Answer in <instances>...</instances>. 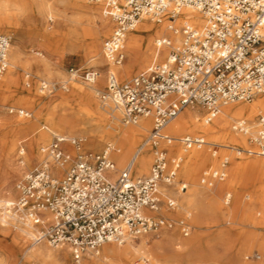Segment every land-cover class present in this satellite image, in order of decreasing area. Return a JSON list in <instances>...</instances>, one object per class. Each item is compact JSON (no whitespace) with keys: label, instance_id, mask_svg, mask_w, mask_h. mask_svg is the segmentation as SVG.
Returning <instances> with one entry per match:
<instances>
[{"label":"built area","instance_id":"2783aa9c","mask_svg":"<svg viewBox=\"0 0 264 264\" xmlns=\"http://www.w3.org/2000/svg\"><path fill=\"white\" fill-rule=\"evenodd\" d=\"M101 5L102 13L114 21L110 35L102 43L107 71L102 99H108L120 112L123 124L136 125L149 117L151 129L139 148L154 146L149 173L131 175L133 159L117 170L108 144L101 152L84 158L72 157L64 144L75 148L81 139L55 134L52 141L40 147L47 159L27 172L18 182L19 196L13 204L35 228L32 244L46 242L51 246L66 245L72 264H83L85 252L100 253L105 242L124 244L141 235L157 234L164 228H177L182 236L191 232L189 215L177 220L164 211L177 208V200L167 188L178 192L187 183L177 179L181 157L171 155L169 147L182 150L208 147L218 164L202 173L200 182L212 188L227 175L229 156H217L220 147L196 134L174 136L167 125L186 106L204 109L203 120L210 122L221 104L233 101L249 103L264 96V0H88ZM190 6L201 13L199 25L190 22L174 24L177 11ZM166 14L169 28L179 34V42L157 39L156 46L168 51L159 62L127 82L119 81L112 67L124 59L126 35L142 15L160 21ZM10 38L0 35V75L8 66ZM70 67L63 84L41 82V92L66 89L80 77L93 84L99 71L93 67ZM9 113L29 118L23 108H7ZM232 129L247 135L248 146L232 147L237 155L264 157V115L257 114L254 132L247 120L233 123ZM164 145V146H161ZM226 148V147H225ZM228 203L229 196L224 199Z\"/></svg>","mask_w":264,"mask_h":264},{"label":"bare ground","instance_id":"6f19581e","mask_svg":"<svg viewBox=\"0 0 264 264\" xmlns=\"http://www.w3.org/2000/svg\"><path fill=\"white\" fill-rule=\"evenodd\" d=\"M68 1L78 6L79 11L83 12L88 18L85 24L80 26L78 39L81 43L87 46V51L90 55H92L91 57H94L98 54L101 39L112 27L114 21L102 13L99 16L100 23L94 22L91 20V16L98 13L97 7L94 9L85 8L84 3L86 1L89 2L88 0ZM2 4L5 12L9 14L13 13L11 15L17 16V24L15 25L16 27L23 25L21 22H23L22 20L24 18H26L30 23V18H32V15L28 1L2 0ZM95 4L101 9L100 4ZM38 5L41 11H44L49 7V4L44 0L38 3ZM201 16L202 15L197 10L190 6L182 7L177 11V15L175 16V28L184 22H190L192 24L199 25L203 21ZM110 19L113 22H111ZM170 25L171 22H169V18L166 14L161 17L160 21H157L156 18L151 16L142 15L136 26L127 33L125 38L124 51L128 58L127 62L123 64V59L119 65L112 67L113 71L117 72H115L117 76L119 74V77L129 78L136 65L140 64V66H144L149 62L153 63L162 59L165 55V48L167 47L165 45L157 47V39L168 38L172 43L175 44L179 42V34L172 31L169 28ZM1 33L2 32L0 31V35H3ZM70 34L66 35L68 36ZM51 37V34L45 35L42 37V39L43 41L50 44L49 39H51ZM15 44L13 42L12 44L9 43V47H12V55L9 59L7 50L6 57L8 66L0 75V92L15 93V91H17V71L25 70L24 76L27 78L30 76V74L27 73L28 70L32 69L34 78L33 82L37 83L39 80L43 79L41 78L43 76L42 67H48L45 64L47 59H25ZM101 78L102 75L99 71V78L93 84H86L87 86L95 85L90 89H84L81 87V85L76 82V79L70 81L69 84H71L67 86L66 91L72 90V92L54 96L46 103H39L40 109H46V115L43 117L36 115L35 121L32 122L30 126L33 129L36 139H43L45 136L56 133L55 131L61 132L60 135H64L66 137L74 135L77 131H83L86 137L99 139L100 141H106L110 145L115 143L116 146L113 145V147L116 149V151L112 154V158L115 163L117 165H122L127 159L128 155L132 153L130 154L128 160L129 162L134 158L131 175L133 172L135 176L139 177L149 171L148 168L151 163V156L154 146L149 143L145 144L141 148H139L140 145H138L135 149H133L132 146L146 132H149V129L151 128L150 118H141L136 125L124 124L126 127L119 125V119L121 121L120 112L114 108L113 103L108 99H102V103L99 105V102H97V98L94 95V93H100L96 83ZM129 80L130 79H127L121 82H127ZM41 82L46 81L44 80ZM64 82L65 81H62L61 84ZM26 84H28L29 87L31 86L29 80H27ZM254 97L255 100L252 104H221L218 114L208 123H205L203 119L200 121V114L198 111L189 108L192 106H186L174 118V120H172L167 125V131L173 135L183 133L200 134L205 137L207 142L225 146L228 151H230L234 143L241 144L243 142L242 135L244 134L239 132H237L239 134L228 132L227 127L229 126V123L231 121L236 122L238 120L251 119L258 112H264V97L258 94H256ZM24 101L28 100L25 99ZM107 116L110 117V119H108ZM40 121L43 122L39 124ZM13 142V139H11L7 149V159L4 162V166L8 173L5 183L0 188V233L7 238H11L16 243L18 240V243L21 244L22 247L28 248L25 242L27 241V237L31 238L34 235L35 228L26 220L23 212L18 207L16 208L13 205L15 202L10 199L13 189L12 180L13 177L22 175L24 170L28 166H31L32 163L39 164L45 154L33 152L31 149L32 143H29V151L25 155V163L19 164L18 161L16 163L13 157ZM64 146L72 157H83V149L81 146L75 148L74 146H70L67 143H65ZM169 151H177L181 157V173H185L186 166L190 163H197L199 161L206 163V161L209 159L207 152L202 148H192L185 151L179 149L175 145H172L169 147ZM22 153H24V150H21V154ZM47 159L50 158L47 157ZM249 163L251 162L248 161L242 164L239 161H231V167L226 168V178L213 186V188L228 186L229 190L224 193L223 198L225 199V196L228 195L230 200L231 196H233V206L235 207H238L239 193L237 190L230 189V187L233 185L236 187L237 183V179L235 178L233 172L234 170L246 166ZM255 163L257 162L254 161V164ZM179 172L180 171H178V173ZM189 186H191L190 195H186V191H184L182 194H185V196L178 195L176 200L178 208L182 211H187V213L190 215V221H192L194 226L197 228V232H195L191 238L182 239L178 237L175 231L173 232L172 229L164 228L163 237L159 240H155L151 244H148L147 241L143 239L146 234L139 237L141 238V242L137 245H134V243L130 241L132 239H128L124 245H119L113 242L103 243L102 247L105 252V258H113L116 264H131L133 257L137 255L138 259H141L144 262L148 261L150 264H173V262L176 264H185L193 260L195 257L201 258L202 260L212 259L217 246L229 247L228 242L232 237L230 231L215 225L217 219L225 213L222 211L223 208L221 209V207L217 205L213 199L209 200L202 198V200L198 203L197 198L199 188L203 186H201L198 182H189ZM190 210H193L194 212L193 217L192 213L189 212ZM243 210L245 212L242 211L243 213H241L238 217V221L241 223L249 221V215L248 212H246L247 209L243 208ZM205 222H211L212 224L210 226L204 227L203 223ZM257 226V223L254 222V227L256 228ZM213 228H217L218 230L212 233H204L205 231L213 230ZM39 244H42V242L38 243L37 245ZM122 245L123 247L120 248L119 246ZM62 246L64 245H61L60 247ZM62 249H64V254H67L68 251L70 252L68 246ZM35 254V256H39V258L56 256L55 259H57V256H61L59 253L44 247L43 245H40L37 248ZM86 257L87 259H85ZM84 259V264H108L106 260L98 258V255L92 252H85ZM45 263L46 262L43 261L42 264ZM0 264H5L4 256H1V254ZM21 264L34 263L32 260L26 257L23 259Z\"/></svg>","mask_w":264,"mask_h":264},{"label":"rangeland","instance_id":"374dc122","mask_svg":"<svg viewBox=\"0 0 264 264\" xmlns=\"http://www.w3.org/2000/svg\"><path fill=\"white\" fill-rule=\"evenodd\" d=\"M26 1H28L29 6L31 8L32 18H30V23L26 18H24L22 20L23 22H21L23 25L16 27L15 25L17 24V16L11 15L13 13L9 14L5 12V10L3 9L2 0H0V31L2 32L1 34L7 35L10 38V44H12V42L14 44L16 43L15 45H17V48L19 49L20 53L25 59L27 60L47 59L45 64L48 67L46 68L42 67L43 76L41 78L43 79L39 80L37 83L33 82L34 78H33L32 69L28 70L27 73L30 74V76L27 78L24 76L25 70L17 71L18 73L17 91H15V93L0 92V188L5 183L6 176L8 173L7 169L4 166V162L7 159V153H8L7 149L11 139H13L14 141L13 157L16 163L18 161L19 164L20 163L23 164L25 163V155L29 151V143H32L31 149L33 152L44 154L40 151V147L49 144L52 141V138L55 134H61V132L55 131L56 133L45 136L43 139H36L33 133V129L30 126V124L35 121L36 115L42 117L46 115L47 112L46 109L43 110L40 109L39 103L41 104L46 103L47 101H49V99H51L54 96L61 94H68L72 92V90L66 91V89H61V88L52 92H48V91L41 92V88H40L41 81L45 80L46 82L49 83L61 84L62 81L68 80L69 77L67 71L70 67L79 69L78 71L79 73H81L82 69L84 68L93 67L95 69H98L102 75V78L96 83L97 84L96 86H98L100 93L98 94L94 93L95 97L97 98V102H99V105L102 103L101 91L103 90L104 87V76L108 69L106 66V60L102 53V43L105 40V38H107L110 35L114 26V22L110 19L111 22H113V25L101 39L98 54L95 55L94 57H91L92 55H90L87 51L88 50L87 46L81 43L80 40L78 39V34L80 33V26L82 24H85V22L88 20L87 16H85L83 12L79 11L78 6L72 4L68 0H44L49 4V7L44 11H41L38 3H40L43 0H39V1L26 0ZM84 6L85 8H91V9L97 7L98 13L92 15L91 20L100 23L99 16L100 14H102V9H100V7H98L93 2L86 1L84 3ZM34 7L36 10L34 9ZM74 23L76 25L78 24L79 25L76 26ZM68 31L69 32L71 31L70 32L71 34ZM50 34L52 37L51 39H49L50 44H48L47 42L43 41L42 37ZM66 34H70V35L67 36ZM11 51H12V47L10 46L8 48L9 59L11 58L12 55ZM167 51L168 48H165V53ZM127 59L128 58L124 51V61L122 63L125 64V62H127ZM159 61H161V59L157 60L156 62ZM150 64L151 63L149 62L144 66H140V64L136 65L129 79H131L138 73L145 70L147 66H150ZM118 78L120 79V81L128 79V78L119 77V74H118ZM27 80H29L31 83L30 87L28 86V84H26ZM76 82H78L79 85H81V87H83L84 89H90L95 86V85L87 86L86 85L87 83L84 84V82L81 80L80 77L76 78ZM25 99H27L28 101H24ZM254 100L255 97H253V100L249 103L243 101H234L228 103L227 105L237 104V103L252 104ZM8 107L23 108L28 112H30V117L24 118V117H19L15 113H9L7 110ZM191 109L198 111V113L200 114V121H202L204 109L201 108L200 106H194ZM258 113L264 115V112H258ZM257 114H255L251 119H247V123L250 128V133L254 132L257 122ZM108 119H110V117H108ZM42 122L43 121H40L39 124H41ZM234 122L235 121L233 122L231 121L229 123V126L227 127V131L233 134L234 133L239 134L232 129V123ZM118 123L122 127H126V125H124L120 121V119ZM148 133L149 132H146L142 137H140L139 140H137V142H135V144L132 146V148L135 149L138 145H140L141 142L146 138ZM183 134H187V133H183ZM183 134H178V135H183ZM178 135H174V136H178ZM192 135H196V134H192ZM70 136L81 139L80 146L83 149L82 152L83 158L89 153L95 154L101 152L108 145L106 141H100L99 139H92L86 137L83 131H77L74 135H70ZM242 136H243V142L241 144L234 143L232 147L245 148L248 146L247 135H242ZM113 145L116 146L115 143ZM178 148L181 149L180 147ZM202 149H205V151L209 156V159L206 161V163L202 161H199L197 163H190L189 165L186 166L185 173H181L182 167L180 169L179 166L177 170V179L185 183L188 182L186 195H190L191 193L190 190L191 186H189V182H198L201 186H203L199 188L197 202L199 203L202 200V198L209 200L213 199L215 203L221 207V209L223 208L222 211H224L225 213L217 219L215 225L220 228H225L229 230L232 237L228 242L229 247L217 246L215 248L214 256L212 259L202 260L201 258L195 257L193 260L185 264H264V221H263L264 220V157L237 155L231 149L230 151H228V149L225 147L219 148V152L217 153V156H225V155L229 156V163L227 165V168L231 167V161L233 160L239 161L242 164L248 161L251 162L246 166L234 170L233 172L235 178L237 179V183H236V187L235 185H233L230 187V189L237 190V192L239 193L238 207H235L233 206V200H234L233 196H231L228 203H225L224 201L223 198L224 193L227 190H229L228 186H220L218 188L215 187L207 188L200 182L203 171H205L208 168H214L218 164L217 158L211 155V151L208 149V147L204 146L202 147ZM21 150H24V153L21 154ZM173 153L179 155L177 151L175 152L171 151V155H173ZM130 154L128 155L127 159L123 162L122 165L116 164L117 170L123 168V166L128 162V158L130 157ZM46 159L47 157L44 155L43 159L39 163H41ZM254 161H256L257 163L254 164ZM151 163H152V156H151ZM151 163L149 167L151 166ZM37 165L38 164L32 163L31 166H28L24 170L22 175L13 177L12 180L13 189L10 199H12L14 202L19 196V191L17 189L18 182L23 178V176L27 172L32 170ZM148 170H150V168H148ZM178 171L180 172L178 173ZM148 173L149 171L141 176H145ZM132 176L135 177V174L133 172H132ZM168 193L175 199L177 198L178 195L185 196V194H182L183 192H178L176 190V187H168ZM243 208L247 209L246 212H248L250 222L248 221L241 223L238 221V217L240 216V214L245 212ZM181 211L182 210H180L177 206L175 210L173 211L171 210L167 212L164 211V213L165 215H168L170 218L177 220L188 214L187 211H182V212ZM189 212L192 213V217H193L194 215L193 210H190ZM189 222L191 224V232L188 236L185 237L182 236L177 228H172V231L173 232L175 231L176 235L182 239L191 238L195 234V232H197V228L194 226L193 222L190 221V217H189ZM254 222H256L258 225L256 228L254 227ZM211 224H212L211 222H205L203 223V226L207 227L210 226ZM163 230L164 229L159 231L157 234L148 233L143 237V239L146 240L148 244H151L155 240H159L163 237L164 234ZM216 230L218 229L213 228V230L205 231L204 233H212ZM30 239H31L30 237H27V241L25 242L26 246H28L27 248V247H22V245L18 243L19 242L18 240L16 243L11 238H7L0 233V254L1 256H4L5 264H21L23 259L26 257L32 260L34 264H42L43 261L46 262L45 264H53L54 262L56 264L60 262H61L60 264H72V258L70 252L68 251L67 254H64V249H62V248H66V245L62 247L60 246L55 247L49 245L46 242H42V244L39 245L37 244L32 245ZM130 241L134 243V245H137L141 242V238L132 239ZM40 245L52 249L53 251L59 253L61 256H57L58 257L57 259H55L56 256L47 257L49 259L45 257L39 258V256H35L37 248ZM123 245L119 247L122 248ZM98 258L106 260L108 264H116L113 258L111 257L105 258V252L102 246L100 247V253L98 254ZM131 264H150V263L148 261L144 262L141 259H138V256L136 255L133 257ZM173 264L176 263L173 262Z\"/></svg>","mask_w":264,"mask_h":264},{"label":"crops","instance_id":"0c3cea01","mask_svg":"<svg viewBox=\"0 0 264 264\" xmlns=\"http://www.w3.org/2000/svg\"><path fill=\"white\" fill-rule=\"evenodd\" d=\"M129 79V78H128ZM127 80V79H126ZM122 81H125V80H122ZM194 106H192V107H190V108H193ZM128 160H129V158H128ZM150 168V167H149ZM135 177H137V176H135ZM85 259H87V257L85 258ZM84 259V260H85ZM83 264H84V261H83Z\"/></svg>","mask_w":264,"mask_h":264}]
</instances>
